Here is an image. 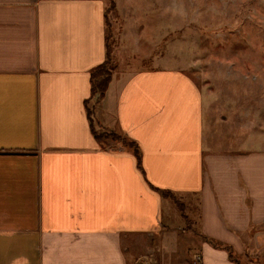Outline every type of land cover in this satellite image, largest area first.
Instances as JSON below:
<instances>
[{
    "label": "crops",
    "instance_id": "1",
    "mask_svg": "<svg viewBox=\"0 0 264 264\" xmlns=\"http://www.w3.org/2000/svg\"><path fill=\"white\" fill-rule=\"evenodd\" d=\"M106 6L0 0V264H264V150L214 146L180 70L125 69Z\"/></svg>",
    "mask_w": 264,
    "mask_h": 264
},
{
    "label": "rangeland",
    "instance_id": "2",
    "mask_svg": "<svg viewBox=\"0 0 264 264\" xmlns=\"http://www.w3.org/2000/svg\"><path fill=\"white\" fill-rule=\"evenodd\" d=\"M113 2L106 40L125 69L180 70L202 95L214 146L264 150V0Z\"/></svg>",
    "mask_w": 264,
    "mask_h": 264
},
{
    "label": "trees",
    "instance_id": "3",
    "mask_svg": "<svg viewBox=\"0 0 264 264\" xmlns=\"http://www.w3.org/2000/svg\"><path fill=\"white\" fill-rule=\"evenodd\" d=\"M110 5L108 8H106V11L108 10H114V2L113 0H109ZM105 11V13H106ZM112 59L109 55V52H107L106 59L104 62L100 65H98L91 73V85H92V93L97 94L98 98H101L104 95V92L106 90L107 84L109 82L110 76H111V71H112ZM136 156H138V150L135 147L134 148ZM166 194L170 196L173 199V202L177 205V207L182 210L181 203L177 201L173 195L170 193ZM229 252V257L235 261L238 264V259L233 255V252L231 251L230 248H227Z\"/></svg>",
    "mask_w": 264,
    "mask_h": 264
}]
</instances>
